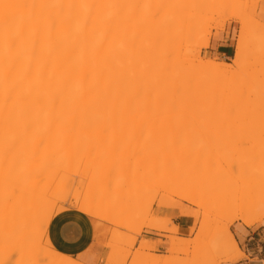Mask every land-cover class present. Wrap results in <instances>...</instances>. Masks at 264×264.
Segmentation results:
<instances>
[{
	"label": "bare ground",
	"instance_id": "bare-ground-1",
	"mask_svg": "<svg viewBox=\"0 0 264 264\" xmlns=\"http://www.w3.org/2000/svg\"><path fill=\"white\" fill-rule=\"evenodd\" d=\"M156 1L158 2V0H0V186H2L0 188V198L2 196V198L4 199L9 196L4 201L3 199L0 200V220H2V218H5L3 219L4 222L0 221V223L3 224L0 225V228H2L0 231L3 232L4 230H6L5 232L0 233L2 234L0 235L1 237L4 236L6 238H9V232H12V228H14H9V221L8 218L5 217V215H7L10 211H16V213H18L19 215L20 207L24 206V203H26H23L22 201H25L26 197H28L29 199L31 198L33 200L35 198V201L37 200V198L38 200H40L39 195L41 193L40 191V194L37 192V187H39L40 183V178H38V176H41L48 172L50 173V170H53L51 168L54 167V165L58 166L59 172H61V170H64L67 173H70V171L71 174L73 173L71 170L72 166L66 167L63 164L59 165V161L61 160H58V158H56L57 156L55 157V155L54 157L46 156L44 159L41 156L42 159H39L41 162H38V159H36V156L39 152L38 150H40V148L36 146L38 145V142L45 141L46 145H44L47 146V142L48 144L50 142V144H53V142L59 140L61 136H66L64 139L68 141L69 135L72 132V128L75 131L74 126H77L76 128L78 130H76L78 133H75L77 134L79 139L83 136V134H85L82 131H85V129L93 130L89 132H95L96 130V132L94 133L95 136L92 133H90L89 135L88 131H85L86 133H88L89 136H91L89 142L91 141L92 137L98 139L99 135L102 134L98 140L94 138L96 142H94V140L91 141L93 143H98L99 145L101 143H104L103 139L108 138V136L107 138H104L106 137V135L104 136L105 133L103 132L105 130L108 131L109 129H111V125L108 121V118L110 117V119H113L114 117H117L120 119V116H117L116 114L126 116L127 114H134L137 115V117L138 115L143 118L145 117L144 119H152L157 115L160 116H158L159 118H163L162 116L165 115L168 116V114H173L177 116L181 115L182 108L184 106V99L186 100L185 92H187V90L184 89V86L186 85L184 84L185 64L183 62V54L185 53L182 54L180 52V47L182 45L179 46L180 44L177 40L176 43L174 40L169 39V37L167 38V36L169 35L167 34L165 36L164 32L161 29L160 23L158 24L157 21L159 14L157 13V17L156 12L158 4ZM174 1L176 3L180 2V0ZM161 9L163 8L161 7ZM232 17L230 16V18ZM235 18L239 19L236 16ZM241 22V31L239 39L236 43L235 57L233 59L232 64L226 62L215 63L212 61L204 64L202 63V61H198L201 65L203 64L202 68L208 70L211 74L213 73V75H215V77L217 78H223L226 76L229 79L233 75V72L235 73L236 70L240 72V70L245 67L248 51L247 46H245V44L243 43L242 36L246 31H248L246 30V28L248 29V27L246 26L245 28L246 23L242 20ZM262 27L264 28V24L262 25ZM168 31L171 36L172 33H170V30ZM173 45H177V48ZM172 47H175V49H173ZM251 70L252 71H249L248 68V74L245 72V74H247V77L243 79V76L245 77L246 75H242V77L240 76V79L242 80L239 79V81H236V83H230L231 86L229 84L227 85L229 87H225L226 85L224 84L225 88L228 89L231 87L232 90H235V88L241 86V83L243 84V82H249V80H252V84L249 82L251 85H248V88L243 87L244 89L240 93H238L236 98L234 97L235 95L232 97L235 98V100L233 99L234 101H230L224 106L219 104L215 105L214 103L213 106H207L206 104H204L206 105L204 109L208 113L210 111V114L211 112H216L218 116L223 119L220 122H223L222 124H224L226 127H230L233 125L236 126V128L233 127V130H231V128L229 131L223 130V128H221V131H226V133L228 132V135L232 136L230 137L231 139L234 137L235 134H237L240 135V138H238L237 136L238 139H241L242 137V140H244V134L245 141H242L244 143L248 141L253 142L255 145L256 141H261L260 144L256 142L257 145L255 146L256 148H258L257 146L259 145V153L261 152L264 154V64L260 63L257 67H253V69ZM242 71L245 70L243 69ZM187 81L191 83L190 80ZM224 83L227 82L225 81ZM247 84L243 85L246 86ZM229 95L233 94L229 93ZM207 107L209 111L206 110ZM192 111L193 107H190L188 114H191ZM201 112L203 113V110ZM198 115L197 113L196 117H194V115L192 117H188L187 115V117H185L184 119L187 121L190 120L189 123H191L192 125L199 124L200 127H202L201 125L204 126L205 124V118L203 117L204 120H202V118L200 119V115L199 117H197ZM100 119L103 124L100 122ZM199 120L201 121L198 122ZM76 121L78 123L77 125L75 124ZM98 122H100V124H102L103 126L98 125ZM207 123L208 121H206V124ZM215 124L217 123L215 122ZM79 125H83V127L80 128ZM86 125H88V127ZM108 127L109 129H107ZM112 127L116 129L115 127L117 126L113 124ZM79 131L81 132V134H83L78 135L80 133ZM111 132H113V129L110 130L109 134ZM117 132L119 133V137L122 139V135L124 133H120L121 131L119 132V130H117ZM226 133L224 132L223 134L226 136ZM220 134L223 136L222 132L219 131V135ZM88 135L86 137L85 134L86 140L83 139V141L85 140L84 143H82L80 146L77 145L79 147L78 150H80V152L82 153H86L85 151H87V147L86 150L85 148H82L81 150L80 147L84 146L83 144H85L87 139H89ZM216 135L219 136L218 133ZM113 136L114 134L112 136L110 134L109 137L111 138ZM33 138H36L35 141H37L34 143V147L31 145V143L33 142ZM113 138H116V136ZM120 138L118 140H121ZM227 138L230 139L229 136ZM63 140L60 144L64 142ZM83 141L80 140V143ZM125 141L128 142L127 140ZM134 141V143H140L139 140H136V138L134 139ZM29 143L32 146L31 149L33 148L32 150L35 149V151H32L30 148H28V146H30ZM93 143H91V145L94 146L93 148L96 149V147L98 146H96L97 144L93 145ZM138 144L136 143L137 148H139ZM44 145L42 147H45ZM91 145L88 151H91ZM131 145L134 147V144H130L129 146ZM49 146L51 147V145H48L47 147ZM144 147L148 149L146 145ZM62 148L65 152H67L66 148H64L63 146ZM162 148H160L159 146L157 150L156 146H154L153 149V144L149 146L150 150H155H152V152H154L153 159H151V157H148L149 159L147 158L148 154L150 153L149 149L148 151L146 150L147 155L145 153H143L145 154L144 156L143 154H141L142 158L139 157L141 158V160L145 159L147 161L148 159V162L151 163V165L148 167L146 165V162L145 166L144 164H139L140 169H142V165L144 170V167H147L146 170L142 172V176L145 175V172L147 173L149 169H153L154 166L155 168L157 167L158 164H156V161H158L159 158V160H161L160 162L164 164L162 165L163 167L158 166L159 168H161V174L157 171L160 176L156 174L155 178L163 176H170L174 179L177 178L174 173L175 170L174 172L172 170V172L169 171V167L172 168L173 164H170L171 166L168 164V162L170 163L171 159H173V163L176 162L177 157L176 160L174 158L177 155L171 156L172 158H169V161H166L170 153L169 150L167 151V153L165 152L168 155L167 156L163 152L168 148ZM197 148H199V146ZM122 149L125 150L124 148ZM143 149L144 148H140V150L144 151L145 149ZM41 150L43 149L41 148ZM25 151L30 154L28 155L29 158H26ZM90 151L88 152V154L90 153ZM158 151H160V153L165 154L166 158H163V154V156L161 155L162 158L158 157ZM133 152V155H135L137 150H134ZM114 153H112L111 155H113ZM259 153L258 155H261ZM67 155L70 154L67 152ZM130 155L133 156L132 153ZM263 156L261 158H264ZM66 159L69 158H65L64 161H67ZM36 160L38 163H35ZM163 160L166 163L162 162ZM236 160L237 159H235V161ZM77 162L78 164L82 163V161ZM133 162V164L130 163V161L127 162V164L129 163L128 166H134V168H131L134 170L138 169V163H136V161ZM105 163H107V161ZM164 165L166 166V168ZM85 166L87 167L88 165ZM229 167L231 168V165H229ZM78 168L76 167V169ZM95 168L99 172V170L97 169L99 167L97 166ZM109 168H111V166ZM179 168L181 170L183 167ZM120 169H118V171ZM39 170L44 171V173L40 172V174ZM134 170H131L133 171V176L128 175L127 177L134 178L136 176L134 174L138 171L135 170V172ZM241 171V169H236L234 170V172L233 170L231 172L232 174L237 173L236 178H239V175L240 178H242L241 175H243V178L246 177L247 173L244 175V172L241 173ZM122 172H124V170ZM64 174L65 173H63V175ZM126 174L127 173H123L122 175ZM130 174L132 175L131 172ZM136 174L137 176H141L139 171ZM151 176H153L152 172ZM232 176H236V174ZM68 178L71 177L65 178L64 176V183L65 181H67ZM73 178L75 179V177ZM137 178V180H140V177ZM153 178L154 177H152V179ZM61 179L63 178H60V180ZM106 179L107 178H105V180ZM143 179L149 180L150 178L147 176L146 179V177L143 176L141 180ZM44 180L42 181L44 182ZM262 180L264 179L262 178ZM48 181L45 182L47 185ZM175 181H177V179ZM51 182L52 180L50 181V183ZM45 183H43L44 185L40 183V185L42 184L41 187H45ZM56 183L60 184L59 181H57ZM238 183L239 182H237V184ZM12 184L14 186H12ZM31 184L32 186H30ZM248 184H246L244 187V184L240 183V185H243V188H245V190L243 191L241 187V193L239 189L240 185H237L234 186V188L236 187L234 191L230 190V192H226L225 194L227 196L225 197H222L224 193L216 192L213 195H209L206 200L208 206L211 208L225 207L231 212L229 215V221L224 224L219 230V232L216 234V236L221 237V240L218 241L220 243L217 242L218 244H216L215 242V246L214 244H212V251L223 252V254L225 255V260L223 261L224 263L237 261L245 256L238 246L236 237L231 232L232 224L235 221H240L242 224L249 227L256 226L264 222V200L262 201L256 199L257 194H250L248 192V189H246L249 188ZM53 186L55 185H52V190H54V193L53 191L51 192V190L50 192L48 191V189H51V187H46L48 189L44 188V191L42 190V188H40V190L42 191V193L44 192V194L48 191L47 196L46 194L42 195L46 196V198L50 197L53 199L55 197L54 194H57L55 198H57V196L60 197V193H58V191L62 192L59 189H62L63 187L60 188L59 185H56L55 188ZM70 187L63 188V191L65 192V194L62 192L63 197L64 195L66 197L67 192L71 189ZM67 188L70 189L67 190ZM31 190L34 192H32ZM28 191L30 195L28 194ZM245 191H247L249 194ZM3 192L4 194L7 193L8 195H5L4 197L2 195ZM17 193L19 194L14 195ZM177 193L178 192L174 194L176 195ZM26 194H28V196H26ZM48 194L50 196H48ZM12 196L14 197L12 198ZM15 196L24 197H18L19 200L22 198L20 204L12 203L11 200H16V203L19 202ZM179 197L183 198V195H179ZM46 198L43 197L41 199L43 200ZM9 199H11V203H9ZM59 200H61V197ZM191 201L192 200H190V202ZM4 202L6 204L9 203V207L7 206V209L6 204ZM11 205L12 208L10 209ZM17 205L21 206L18 207ZM33 205L36 204L34 203ZM49 205L51 207V204ZM52 206L54 207V205ZM50 207L48 208L49 211L51 210ZM8 208L10 209V211L8 210ZM11 212L9 214H11ZM27 218L28 217H26V219ZM28 221L30 222V220ZM7 230L10 231L7 232ZM179 233L180 228L176 225H172L171 231L169 235L165 237V239L167 241L174 242L177 239L176 236ZM14 234L13 238H15ZM15 235L18 236L17 234ZM4 237H2L1 239V241L3 240V245L5 239ZM5 242H7V240ZM13 242H11L12 244L7 243V248H13V246H9L13 244L14 246H17ZM152 243L153 242L151 240L145 239L144 241H142V246H147L148 244ZM21 244H23V240ZM4 248L6 249V247ZM16 248H9V250H7H14L15 252ZM3 249L2 251H0V255L2 256L4 255L1 253H4L6 251L5 250L3 252ZM14 252L12 253L14 254ZM6 254L7 253L5 252V255ZM2 256H0L1 259ZM214 256L215 255H213V258ZM19 258H21V256H19ZM149 259L152 260V257H149ZM10 263L14 264L15 261ZM158 264H166V260L164 258H159Z\"/></svg>",
	"mask_w": 264,
	"mask_h": 264
},
{
	"label": "rangeland",
	"instance_id": "rangeland-1",
	"mask_svg": "<svg viewBox=\"0 0 264 264\" xmlns=\"http://www.w3.org/2000/svg\"><path fill=\"white\" fill-rule=\"evenodd\" d=\"M175 3L176 2L174 0H158L157 2L158 8H157V12L156 11L155 12L156 14L157 13L159 14V17L157 14V17H158L157 22L158 24L160 23L161 29L164 32L165 36L168 34L169 36H167V38L169 37V39L174 40L175 42L177 40L178 43L180 44L179 46L182 45L180 47L181 48L180 52L182 54L185 53L183 54V62L185 64L184 65V72H185L184 73V77H185L184 84L186 85L184 86V89L187 90V92H185L186 100L184 99V106L182 108L181 115L177 116L173 114H168L169 117L165 115V116H162L163 118H159L160 116L157 115L153 117L152 119H144L145 117L143 118L139 115L137 117V115H134V114H127L128 118L126 115L116 114L117 116H120V119L117 117L116 118L114 117L113 119H110V117L108 118L109 119L108 121L111 125V129H113V132H111L110 134L111 136L114 134L113 137L116 136V138L111 137L112 138L111 139L109 137L110 136L109 132L111 130L109 129L110 127L109 126L107 128L109 129L108 130L109 132L107 130H105L107 132L103 131L105 133L104 136L106 135V137L104 138H107V136L108 138L103 139L104 143H101L98 145V143L91 142L92 140H94L95 137H92L91 141L89 142L90 137H91L89 136L90 133H92L95 136L94 133L96 132V130L95 132H89L93 130L85 129L86 132L88 131L89 135L84 130H82L86 134V137L88 135V138H89L87 139L88 142L86 141V143L83 144L84 146L80 147L81 150L82 148H85L86 150V147H87V151H85L86 153H82L80 152V150H78L79 149L78 146L84 143L86 139H85V134L83 133H82L83 136L80 139L78 138L76 134L78 133L77 132L78 129L76 128L77 126H74L75 124L76 125L78 124L77 121L73 125L75 128V131L72 128V132L69 135L68 141L64 139L66 136H61V138L57 141H54L53 144H50L51 142L48 144L47 142V146L51 145V147L45 146L46 145L45 141L38 142V145H36L40 148V150H38L39 151L38 155L36 156L37 157L36 159H38V162H41L39 159L40 158L42 159V157L44 159L46 156L54 157L55 155V157L57 156L56 158H58V160H61L59 161V165L63 164L66 167L72 166L71 170L73 172L72 173L73 175L71 174V171L70 173H67L64 170H61V172H59L58 166L54 165V167L51 168L53 170H50L51 172L50 173L48 172L49 174L46 173L48 175L43 174L41 176H38L36 174L38 178H40L39 182L42 184L49 180L47 182L48 185L45 183V187L44 186L41 187L42 184L40 185L39 183V187H37L39 190L36 188L37 192L39 193L40 191L41 193L39 194L42 197L37 193L40 197V200H38L37 198V200L35 201V198L33 200L31 198L29 199L28 197H26L28 196L30 190L28 191V194H26L25 196L26 197L25 201L21 200L22 198H24L22 196H20L22 197L20 200L18 199L19 196H15L19 201L17 203H16V200H11V199L8 200V201L11 200L13 204H18V203L20 204L21 201L23 203L24 202L26 203H24V206L20 207V211L18 210L19 215L18 213H16V211L14 212L10 211V209L12 208V205L10 209L8 208L11 214H9L10 212L8 214L6 212L7 215H5V217L8 218L9 228H12V227L14 228H12L13 233L9 232L10 234L9 238L2 236L5 238L3 239H4V245L6 246L2 244L3 240L1 241L2 237L0 236L1 237L0 238V241H1L0 248L3 249L4 247H6V249L5 248L3 249V252L6 250L5 252L7 253L6 255H5V252L1 253L4 256L0 255L2 256V259L0 257V264H11L10 262H14V261L17 264L19 262H20L19 264H83L79 262L78 260H76L75 258L71 256L63 255L59 253L57 250H55V248L53 247L47 235V230H48L51 220L57 215V213L59 214L61 213V211L63 212L69 207H74L78 209L79 211L87 214L94 220H99L100 222L104 223L105 234L107 235V246L111 250V253L109 254L105 264H158L159 258H164L166 260V264H223L224 263L223 261L225 260V255L223 254V252L212 251V248H213L212 244H214L215 246V242L216 244L220 243L218 241L221 240V237L216 236V234L219 232L221 227L229 221V215L231 212L225 207L224 208L223 207L222 208L209 207L206 201L207 197L209 195H213L216 192L224 193L222 197H225L227 196L225 194L226 192L228 191L230 192V190L234 191V189L236 188V187L234 188V186L240 185L241 183V184H244V187H245V185L249 183L248 184L249 188H246L248 189V192L250 194L251 193L257 194L256 199L263 201L264 200V197H263L264 196V180H262V178L264 179L263 177L264 158H261V157L264 154L261 152L259 153L258 151L259 145L257 146L258 148H256L255 146L257 145L256 142L260 144L261 141H256L255 145L253 142H248L247 140H246L247 142L244 143L242 142V141H245L244 134H243L244 140H242V137L241 139H238L240 138V135H237V134H235L234 137L231 139L230 137L232 136L228 135V132L226 133V131H221L222 130L221 128H223V130L229 131L231 128H232L231 130H233V127L236 128V126L233 125L230 127H226L224 124H222L223 122H220L223 119L220 118V116H218L216 112H211L210 114L208 107L206 108V110H208L209 113L205 111L204 108L206 107V105L213 106V103L215 105L219 104V105L224 106L228 102L234 101L238 93H240L244 89L243 87L246 88L248 85L252 84L251 83L252 80L251 81L249 80L251 84L249 82H243V84H247V83L249 84L245 86L241 83L242 87L238 86L241 89L238 87L235 88V90L234 89L232 90L231 87L228 89L225 88V87H229L227 85H229L230 83H234V82L236 83V81H239L240 76L242 77V75H246L245 77L243 76V79L246 78L248 74L247 72L248 68H249V71H252L251 69H253V67H257L258 64L260 63L264 64V28L262 27V25L264 24L263 23L264 22L263 20L264 9L261 7V0H193V1L192 0H180V2L176 3V5ZM161 7L163 9H161ZM230 16L231 17L234 16V17L230 18ZM235 16L239 19H236ZM241 20L246 23L245 28L246 26L248 27V29L246 28V30L248 31H246L244 35L242 36L243 43L245 44V46H247V51H248L247 58H246V64H245V67L243 68L245 71H242L243 70L242 69L240 70L241 72L240 73L238 70L236 71L234 70L235 73L234 72L232 73L234 76L232 75L230 77L228 75L230 77L229 79L226 76H225L226 78L225 77L217 78L215 77V75H213V73L211 74L208 70L202 68L203 64L201 65L200 62L202 61V63L204 64L210 61L215 62V63L226 62V63L232 64L233 59L235 57L236 43H237V40L239 39V35L241 31V26H242ZM168 30H170V33H172L171 36L168 33L169 32ZM219 34H227L231 36V41L233 42V47L231 48L229 54H227L226 56H215L209 52L212 39L214 37H217ZM177 45L176 46L173 45V46L177 48ZM175 47L174 48L172 47V48L175 49ZM245 72L247 74H245ZM187 80H190L191 83L188 82ZM224 80L227 83H224L225 82ZM228 80L229 81L232 80V81L229 82ZM229 93L233 95H229ZM233 96L235 98H232ZM195 100H196V104H195ZM208 101L210 104L208 103ZM190 107H193V111H192L193 114L192 113L188 114ZM202 110H203V113L201 112ZM196 113L197 115L199 113L200 119L202 118V120H204L203 117L205 118V121H204L205 124H206V121H208L206 125L204 124L205 127L203 125H201L202 127H200L199 124H194L195 125L194 126L191 123H189L190 120L187 121L184 119L185 117H187V115L188 117L189 116L192 117L193 115L194 117H196ZM213 113H216V114H213ZM199 115L197 117H199ZM200 121L201 120H199L198 122ZM100 122H101V119H100ZM100 122H98V125L101 126L103 123L101 122L102 124H100ZM215 122L217 124H215ZM86 124H89V123H86ZM113 124L117 126L115 127L116 129L112 127ZM83 125L81 126L79 125L80 128L83 127ZM86 126L88 127V125ZM218 127L220 130L218 129ZM117 130H119V132L121 131L120 133L122 132L124 133L122 135L123 137L121 136L122 139L119 137V133L117 132ZM218 130L222 132V134L225 132L226 136L227 137L229 136L230 139H228L224 134L223 136L221 134L219 135ZM98 133H97V136H98ZM217 133L219 136L216 135ZM80 134L81 132L78 135ZM140 134H141V137H140ZM101 135L102 134L99 135V138ZM34 137H37V136H34ZM235 137L237 138V140ZM119 138L121 140H118ZM135 138L137 141L139 140L140 142L139 144L138 142H136L139 148H137L136 143H134ZM83 139L85 140L83 141ZM35 140L36 138H33L32 140L33 142L32 143L30 142L33 147L35 145L34 143L37 142ZM62 140L64 142L60 144ZM80 140L83 142L80 143ZM125 140H127L128 142H126ZM94 142H96V140H94ZM125 142L128 144H126ZM91 143H93V145L97 144L96 146L98 147H96V149L93 148L94 146H92ZM130 144H134L135 148L132 145L129 146ZM152 144H153V149H154V146H156L158 150V147L160 146V148H162V145L164 149L168 148L165 151L163 150L164 151L163 153L165 152L167 153L168 150L170 153L169 156L165 153L168 156L166 161H169V158L170 159L172 158L171 156L177 155L175 156L174 159L176 160V157H177L178 162L176 161L173 163L172 162L173 159L170 160V163L168 162L169 165L173 164L172 168L169 167V171L174 172L175 170L174 173L177 176V178L175 177L177 181H175L176 179L171 178L170 176L169 177L163 176V177L155 178L156 177L155 175L158 174L157 171L160 173L161 168L159 167L164 164L160 162L161 160H159V158H158V161H156V164H158L156 168L159 170H157L154 166L156 170L154 168L153 169L151 168V170H153L151 171L149 167L148 169L150 170V172L148 170L147 173L145 172V175L143 176H145L146 179L148 176L150 179L149 180L143 179L144 181L141 180V178H143L142 172H144L146 168L151 165V163L148 162L149 161L148 157H151V159L154 158V152H152L153 149L152 150L149 149V146H151ZM31 145L28 146V148L31 149L32 147ZM43 145L45 147H42ZM61 145L64 148H66L67 152L70 155H67V152L63 150ZM90 145L92 146V149L91 151L89 150L90 153L88 154L89 152L88 149H90L89 148ZM112 145H113V148H112ZM145 145L150 150V153L151 152L153 153V154L152 153L150 154L148 152L149 154L147 156L148 158L147 161L145 159L141 160L142 158L141 154L145 153L147 155L148 149L144 147ZM197 145L199 146V148H197L198 147ZM41 148L43 150L45 148L46 149L43 151L41 150ZM122 148H124L125 150H123ZM140 148H144L145 150L143 149L144 151H142L140 150ZM133 149L137 150L135 155H133L134 154ZM32 151H35V149ZM171 151H173L174 154ZM25 152H26L25 153L26 158H29L28 155L30 154L27 151ZM114 152H117V153H114ZM112 153L114 154L111 155ZM131 153L133 156L130 155ZM163 153H160V151H158V154H159L158 157L162 158L161 155ZM258 153L261 154L262 156L258 155ZM145 154H143V156ZM165 154H163L164 155L163 158H166ZM65 158H69V159H66L68 162L64 161ZM235 159L237 160L235 161ZM77 161H80V162L82 161V163L78 164ZM106 161L108 164L105 163ZM129 161L132 164L134 163L133 161H136V163H138V166L139 164H144L145 166V162H146L147 167H144L145 170L142 167L143 165L141 166L142 169H140V166L139 168L137 167L140 170L135 169L136 171L138 170L140 172L141 176H137L136 173L138 171L136 172L134 169H131V168H134V166H131V167L128 166L129 163L127 164V162ZM38 162L36 160L35 163H38ZM147 162L149 163V165ZM162 162H165V161L163 160ZM238 162L240 165L238 164ZM120 163H121V166H120ZM85 165H88V166L86 167ZM229 165H231V168L229 167ZM238 165L239 167L241 166L242 168L241 167L239 168ZM97 166L99 167L97 168L99 172L95 168ZM110 166L111 168H109ZM126 166H128L129 168ZM76 167L77 168L79 167V168L76 169ZM179 167H183V168L180 170ZM74 168L76 169V171ZM235 168L237 170L241 169L242 170L241 173L244 172V175L247 173L246 174L247 176L243 178V175H241L242 178H240V175H239L240 179L236 178L237 173L232 174L231 172L232 170L234 172V170H236ZM118 169L120 170L118 171ZM123 170L124 172H122ZM131 170H134L136 172L134 174L136 175L134 178L127 177L128 175L133 176V171ZM40 172L44 173V171L39 170V173ZM106 172L108 173V175ZM130 172L132 173V175L130 174ZM151 172L153 176H151ZM237 172H240V171H237ZM63 173L65 174L63 175ZM123 173H127V174L122 175ZM235 174L236 176H232ZM64 176L65 178L66 177H71V178H68L67 181H65L64 183L63 181L65 180ZM73 177H75V179ZM137 177H140L139 179L142 182L140 180H137L138 179ZM152 177H154L155 179L154 178L152 179ZM60 178H63L61 179L62 181L60 180ZM105 178L107 179L105 180ZM42 180H44V182ZM51 180L52 182L50 183ZM57 181H59L60 184L56 183ZM237 182L239 183L237 184ZM52 185H55V186L59 185L60 188L62 187L65 188V187H70V186L72 187H70L71 189L67 188V190L68 189L70 190L67 192L66 197L65 195L63 197L62 195V192L65 194V192L63 191V188L59 189L62 191V192L58 191V193H60L59 195L61 197V200H59L60 199L59 196L55 198L57 194H54L55 195L54 199L50 197L46 198L48 191L50 192L51 190V192L53 191L54 193V190H52L53 189ZM12 186L14 185L12 184ZM30 186H32V184ZM1 187L2 186H0V188ZM46 187H49V188L51 187V189H48ZM239 187H240L239 188L240 193L242 190L243 191L245 190V188H243V185L242 186L240 185ZM241 187H242V190H241ZM40 188H42L43 191H44V188L48 189L47 193L45 192L46 196H44L45 194L44 192L42 193ZM175 191L178 192L176 195L174 194L176 193ZM179 192H182V193H179ZM245 192L248 193L247 191ZM18 194L19 193L14 194V195H18ZM2 195L5 197V195L7 196L8 194L7 193L4 194L3 192ZM179 195H183V198L179 197ZM48 196L50 195L48 194ZM13 197L14 196H12V198ZM43 197L46 198V199H43L44 202L41 199ZM6 198L3 199L1 196L0 200L3 199L4 201ZM190 200L192 201L190 202ZM11 201L9 203H11ZM31 202L32 203L34 202L36 205H33L34 203L32 204ZM9 203L8 204L5 203L6 209ZM49 204H51V207H53L52 205H54V207L51 208ZM48 206L50 207L52 211L51 210L49 211ZM13 208H16V207H13ZM170 210H173L178 215L193 218L194 224H193V227L190 229V234H189L188 239L180 238L179 237L180 233H179L176 236L177 239L174 242H170V241H167L165 243L159 242L165 245V251H164V254L157 255L156 254L157 252L156 244L152 243V244H148L147 246H142V241H144L145 239H141V237L145 230H150V231L157 230L160 233L164 234L162 236L164 238L167 235H169L172 225H175L172 223V220L170 216L168 215V212ZM26 217H28L27 219L30 220V222L26 219ZM3 219L5 218H2V220L0 221L4 222ZM239 222L240 221H235L232 224V226ZM0 225H3V224L0 223ZM259 225L264 226V222ZM1 229L2 228H0V230ZM5 231L6 230H4L3 232ZM8 231L10 230H7V232ZM181 231L182 230L180 229V232ZM3 232L0 231V233H3ZM14 233L20 236L18 237ZM13 234L15 238H13ZM6 240L7 242H5ZM16 240L17 241L19 240V241L17 242ZM22 240H23V244H21ZM11 242L15 243V245L17 246H14V244L9 245V246H13V248L18 247L15 249V252L14 250H10L14 252V254L8 251L9 248L13 249L12 247L7 248L8 244H12ZM2 249H0V251H2ZM17 250L19 253L17 252ZM8 253H9V256H8ZM213 255H215L214 258H213ZM19 256H21V258H19ZM149 257H152V260H150ZM243 258H245V256Z\"/></svg>",
	"mask_w": 264,
	"mask_h": 264
},
{
	"label": "crops",
	"instance_id": "crops-1",
	"mask_svg": "<svg viewBox=\"0 0 264 264\" xmlns=\"http://www.w3.org/2000/svg\"><path fill=\"white\" fill-rule=\"evenodd\" d=\"M261 7L264 9V0H261ZM232 47L231 36L219 34L212 39L209 52L215 56H226ZM168 215L172 223L182 230L179 237L188 239L194 224L193 218L178 215L173 210H170ZM231 232L236 237L245 258L223 264H264V226L247 227L239 222L231 227ZM47 235L55 250L83 264H105L111 253L107 246L104 223L94 220L74 207L67 208L51 220ZM163 235L157 230H145L141 239L155 243L156 254L161 255L164 254L165 245L159 242H167Z\"/></svg>",
	"mask_w": 264,
	"mask_h": 264
}]
</instances>
